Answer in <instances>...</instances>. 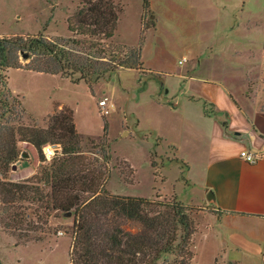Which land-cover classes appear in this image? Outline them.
Here are the masks:
<instances>
[{"label":"rangeland","instance_id":"rangeland-1","mask_svg":"<svg viewBox=\"0 0 264 264\" xmlns=\"http://www.w3.org/2000/svg\"><path fill=\"white\" fill-rule=\"evenodd\" d=\"M82 2L83 0H0V38L41 36L63 45L70 51L72 60L78 62L83 58L88 61L99 59L98 61L111 66L125 56L129 58L128 63L133 62V55L128 56L122 46L135 48L137 42L133 46H127L121 39L129 44L135 42L138 17L145 27L152 25V13L141 17V0H111L120 11L113 35L106 40L68 30L67 22L71 27L75 26L76 13ZM162 2L160 0L159 4L162 5ZM168 2L177 8L178 18L185 31L184 37L189 43L188 50H191L198 40L199 16L206 19L216 18L209 24L211 27L214 25L215 30L218 29L221 33V23L226 13L240 2L253 8L264 9V0ZM208 25L203 26L207 28ZM209 40L208 35L204 33L201 41ZM169 51H165L166 56L171 55ZM30 59L27 54L18 53L20 68L0 71V99L7 100L11 111L3 117L0 116V127L3 128L0 129V144H12L16 155L15 160L6 168L0 165V182L23 183L28 187H37L42 196L48 195V188L41 184L40 174L51 159H44L41 148L46 145L53 147L54 158L59 155L60 147L57 144H45L37 153L30 144L22 141L19 131H45L53 115L64 113L69 117L76 134L77 154L84 157L80 165L83 173L97 176L98 180L101 175L105 177L102 188L109 195L138 197L150 201H155L156 197L158 201L175 197L183 205L191 207L196 232L189 250L196 255L194 264H209L208 254L211 249L198 239V235L205 225L206 215L213 212L204 206L183 203L186 200V191L175 184L181 178V165L175 159L173 149L166 144L152 145L147 139L148 133L145 129L151 126L167 134L176 143L173 130L180 120L172 115L169 109L161 108L153 102L150 97L162 82L154 77L144 76V71H141L139 66L133 69L137 73L120 67L115 73L104 75L89 85L83 81L73 83L71 81L79 77L78 73H73L68 78L59 74L51 75L24 69L23 66L29 65ZM36 64L30 66L42 67L40 62ZM99 101H104V106L99 107ZM102 121L106 124L103 143ZM102 145L105 146L108 156L105 163L101 162ZM39 157H42L43 163L39 161ZM93 159L98 163H94ZM150 162L153 168L150 167ZM30 195L29 197H36ZM45 201L49 203L48 199L43 200ZM43 202L38 206L43 205ZM30 205V202H19V206L23 208ZM47 214V224L41 226L42 231L29 232V240H17L12 234L22 236L25 232L2 227L6 213L0 205V264H39L41 255L47 252L39 250L33 243H44L47 246L57 233L71 236L73 211L64 214L49 210ZM29 218L33 219L32 216ZM61 249L57 250L58 255L62 253ZM57 258L56 256L55 259ZM166 258L168 261L172 260L171 256Z\"/></svg>","mask_w":264,"mask_h":264},{"label":"crops","instance_id":"crops-1","mask_svg":"<svg viewBox=\"0 0 264 264\" xmlns=\"http://www.w3.org/2000/svg\"><path fill=\"white\" fill-rule=\"evenodd\" d=\"M159 1L149 0L152 26L142 31L139 62L144 76L162 82L151 100L180 121L176 143L151 126L147 139L173 149L183 203L213 212L198 235L211 249L208 263L264 264V9L240 2L221 33L209 24L216 18L199 16L198 40L188 50L176 6ZM140 33L138 17L135 42H121L133 46ZM204 33L209 41H201ZM241 151L255 161L240 159ZM70 243V235L57 233L47 246L32 245L47 252L39 264H70Z\"/></svg>","mask_w":264,"mask_h":264},{"label":"trees","instance_id":"trees-1","mask_svg":"<svg viewBox=\"0 0 264 264\" xmlns=\"http://www.w3.org/2000/svg\"><path fill=\"white\" fill-rule=\"evenodd\" d=\"M140 10L142 18L151 14L149 0H141ZM119 11L111 0H83L76 13L75 26L71 27L67 22V28L79 35L106 40L113 35ZM140 24L141 33L135 48L122 46L128 56L133 55V62L128 63L127 56L111 66L99 59L73 61L70 51L63 45L41 36H15L0 38V71L20 68L18 53H25L31 58L29 65L23 66L24 69L68 78L78 73L79 77L71 82L83 81L87 85L104 75L115 73L120 67L137 69L140 66L142 31L148 28L142 22ZM36 62H40L42 67L30 66ZM0 109L1 117L11 112L6 99H0ZM19 134L22 141L30 144L37 153L45 144L59 145L60 152L40 174L41 184L48 188V195L42 196L37 187H28L23 183L0 182V205L6 213L2 227L24 230L22 236L12 234L17 240H29V232L42 231L41 226H46L49 210L64 214L73 211L68 253L70 264H190L192 253L189 247L196 232L191 207L183 205L175 197L162 201L156 197L155 201H150L107 194L102 188L105 177L101 175L98 180L97 176L84 174L80 169L84 157L77 154L76 134L64 113L53 115L45 131L20 129ZM101 134L103 143L106 136L104 121ZM104 147H100L102 163L108 160ZM15 157L12 144H0L2 167L6 168ZM39 158L43 163L42 157ZM92 161L98 163L96 159ZM149 164L153 168L152 162ZM30 194L36 197H29ZM44 199H48L49 203L43 202ZM21 200L30 202V206L34 207L19 206ZM41 201L43 205L38 206ZM166 256H171L172 260L168 261Z\"/></svg>","mask_w":264,"mask_h":264},{"label":"built area","instance_id":"built-area-1","mask_svg":"<svg viewBox=\"0 0 264 264\" xmlns=\"http://www.w3.org/2000/svg\"><path fill=\"white\" fill-rule=\"evenodd\" d=\"M97 105H98L99 107L104 106V101H99ZM41 152H42V155H43V157H44L45 160H50V159H52L53 156H54V153H55L53 147L48 146V145L43 146V147L41 148ZM239 157H240V159L244 160V161L247 162V163H253V162L255 161V156H254V154H252V153H247V152H245V151H241V152L239 153Z\"/></svg>","mask_w":264,"mask_h":264}]
</instances>
